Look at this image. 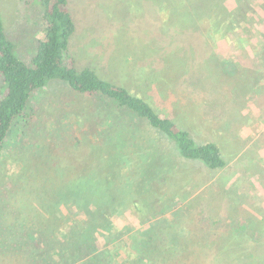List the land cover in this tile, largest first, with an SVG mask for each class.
Instances as JSON below:
<instances>
[{"label": "rangeland", "instance_id": "rangeland-1", "mask_svg": "<svg viewBox=\"0 0 264 264\" xmlns=\"http://www.w3.org/2000/svg\"><path fill=\"white\" fill-rule=\"evenodd\" d=\"M67 1L75 24V32L69 40V53L75 68H91L102 78L113 79L116 84H122L130 90L133 87L136 93H142L144 89L145 66L149 69V75H153L151 70L161 68L160 62L165 54H169V61H173L178 54H187L191 47L186 44L190 40L186 30L176 32L180 24L172 20H168L165 25H170L166 31L174 30L167 31L169 44L161 46L153 30L156 28L155 31H161L157 17V9L161 12L158 4L153 5V13L147 0ZM245 3L243 8L249 20L246 28L243 27V30L215 44L205 34L199 37L200 46L197 51L195 49L193 56L198 61L193 63L195 73L189 80L199 81L200 85L185 86L176 80L177 77L170 78L173 89L169 99L177 100L179 97L190 103L204 98L208 100L211 108L203 111L198 109L195 115L192 110L193 115L188 117V124L191 121L195 125L191 128L188 126V131L197 143L211 140V131L214 129L225 133L224 136L216 134L214 140L220 143L228 162L226 168L207 171L200 164L183 163L170 141L143 124L135 133L131 149L133 153L122 162V168H126L125 173L115 182L118 187L111 196L108 195L109 198L98 191L88 197H80L86 192L75 188L63 196L59 193L66 180L78 176L88 177L89 170L93 169L86 167L99 151V143L95 142V148H92L91 141H88L93 137L90 130L92 115H95L94 110L103 108L104 102L78 95L61 82H52L41 94L40 100L33 104L37 116L29 130L10 142L0 155V234L3 228L8 233L13 232L14 226L18 231L21 228H18L19 224H26L29 228L32 223V229H35V238L27 241L32 249L27 251L21 250L20 242H14L16 239L13 242L0 240V264H28V252H36L35 241L40 239L43 229L56 230L57 234L67 231V226H71L67 219L68 214L71 216L69 210L76 212L82 221H91L86 241L79 238L87 246L89 255H84L83 249V257L77 261L68 253L66 245L54 238L50 241H58V254L40 253L39 256L43 258L41 264H134L133 260L123 254L126 247L119 241L124 242L123 230L145 229L143 222L135 217L132 207L134 196L130 195V176L135 178L133 174L142 162L141 157H145L146 151L151 150L167 157L168 161L171 160L168 163L179 167L171 190L164 195V199L161 197V205L167 209L168 214L179 208L178 196L188 199L191 204L192 210L188 215L191 220H179L178 229L181 226L194 228V219L200 207L198 204L205 197L208 207L206 213L211 218L217 217L228 224L227 217L236 221V211L244 219L263 220L264 0H244L243 5ZM225 4L228 12L239 8L235 0H226ZM40 13L36 0H0V17L6 32L24 57L34 52L36 39L40 36ZM164 19L163 22H166ZM186 29L191 30L188 27ZM161 51H165L164 55L160 54ZM148 55L151 58L145 61ZM158 72L159 80H162L163 73ZM164 76L167 77V73ZM76 139L78 146L75 144ZM25 144L27 148H24ZM116 148L113 147L111 152L116 151ZM51 162L56 166L50 165ZM95 165L96 162L90 164L91 167ZM54 192L58 195L55 196ZM111 197L122 200V204L114 203ZM222 198L229 201L222 205ZM149 208L151 206L140 207L141 215H147ZM110 229L114 232L119 230L121 235H118L120 238L114 243V247L122 253L117 258L105 254L107 246L111 244L110 238L114 235L107 234ZM229 235L226 234V237ZM103 245L106 247H101ZM11 246L12 253L7 256L5 249ZM246 248L247 245L242 248L244 250L241 249V257L247 258ZM263 252L264 246L261 247ZM221 258L211 264H225L229 259Z\"/></svg>", "mask_w": 264, "mask_h": 264}, {"label": "trees", "instance_id": "trees-1", "mask_svg": "<svg viewBox=\"0 0 264 264\" xmlns=\"http://www.w3.org/2000/svg\"><path fill=\"white\" fill-rule=\"evenodd\" d=\"M147 1L152 6L153 13L157 4L161 10L159 12L157 9L161 31L157 32L156 28H153L161 46L169 44L170 37L166 36L167 31L174 30L166 31L165 29H169L170 25L166 27L165 25L168 20H172L175 24H180L176 32L186 30L190 39L186 44L191 47L187 54H178L173 61H169V54H165L160 62L161 68L151 70L153 75H149V69L145 66L143 80L145 86L142 93H136L133 87L130 90L122 84H116L113 79L102 78L91 68L81 70L75 68L69 53V40L75 32V24L67 0H36L41 11L38 17L40 36L36 39L34 52L28 57L20 53L19 48L14 44L15 41L6 32L2 16L0 17V155L10 142H14L24 135L25 130H29L30 124L37 116L33 104L40 100L41 94L47 90L48 85L52 82H61L72 92L100 99L104 105L101 110H94L95 115H92L90 130L93 132V137L89 136L91 139L88 141L89 143L91 141L92 148H95V142L99 143V151L95 154L96 157L93 155V159L88 161L86 167L93 169L89 170L88 177L78 176L66 180L59 194L66 196L70 189L74 191L75 188L86 192L79 195L80 197L85 195L88 197L91 193L96 194V191L106 198L108 195L111 196L118 187L115 186V182L126 170L122 168V162L133 153L131 149H133L135 133L143 124L170 141L183 163L200 164L207 171H221L226 168L228 162L222 153L220 143L214 140L217 138L216 134L224 136L225 133L214 129L211 131V140L197 143L188 131L195 125L191 121L188 124V117L193 113L195 115L198 109L203 111L211 108L208 100L204 98L196 103H190L179 97L178 101L169 99L173 89L170 78L177 77L176 80L179 83L183 82L185 86L200 85L199 81L189 80L195 73L193 63L198 61L193 56L195 49L197 51L200 46L199 37L205 34L215 44L218 40L228 39L243 27L246 28V23L249 21L246 19L248 17L245 13L246 9L243 8L246 3L243 5L244 0H235L239 8L228 12L226 0ZM246 7L248 8V3ZM186 27L191 30H187ZM202 27L205 29H201ZM188 31L190 34L187 33ZM164 53L165 51L160 52L161 55ZM150 58L151 55L145 56V61ZM158 71L163 73L162 80H159ZM166 73L167 77L164 76ZM202 125L206 124L202 123ZM75 144L79 145L77 139ZM115 146L116 151L111 152ZM27 147L25 144L24 148ZM141 159L140 166L133 174L136 181L130 176L132 182L130 195L134 196L132 207L135 217L143 222L145 229L128 232L123 230L124 242L119 241L126 247L123 254L133 260L134 264H211L214 261L218 262L220 257L223 260L229 258L225 264H264V252L261 253V247L264 246V212L263 220L255 221L244 219L243 215L234 211L236 221L227 217V224L225 220L224 222L222 219L207 215V197H205L198 204L199 212L196 214L195 222H192L194 228L189 229L186 226V229L181 226L178 229L179 220L190 219L188 215L192 210L191 204L188 203V199L178 196L179 208L168 214L167 209L161 205L163 202L161 197L163 198L171 190L175 181L174 175L179 167L168 163L170 159L168 161L167 157L158 155L154 150L146 151L145 157L142 156ZM95 162V168L91 167L90 164L93 165ZM53 163L57 164V162ZM53 163L50 165H54ZM111 198L114 203L122 204V200ZM228 201L227 198H222V205ZM144 205L151 206L147 215L145 213L141 215L140 207L143 208ZM90 206L95 207L92 204ZM69 212L71 216L68 214L67 219L71 226L68 225L67 231L60 230L61 232L57 234L56 230L43 229L40 239L35 241L36 252H28V264H41L43 258L39 256L40 253L58 254V241H50L54 238L55 241L57 239L62 241L68 253L77 261L83 257V249L84 255H89L87 246L83 242L89 234L91 221H82L76 212L72 210ZM152 218L156 220L152 221ZM30 225L27 228L26 224H19L18 228H21L18 231L14 226L13 232L9 233L3 228L0 240L13 242L12 240L16 239L14 242H20L17 243L22 251L30 250L32 247L27 241L35 238V229H32L34 224L30 223ZM72 225L75 227L72 228ZM118 231L114 232L110 229L107 233L109 236L114 234L110 238V246L108 245L105 251L107 256L116 258L122 256V253L114 247L116 239L121 236ZM226 234L231 235L226 237ZM79 238L82 241L84 238L85 241L82 242ZM246 245L247 258L239 255ZM12 248V246L6 247L7 256L12 253Z\"/></svg>", "mask_w": 264, "mask_h": 264}]
</instances>
